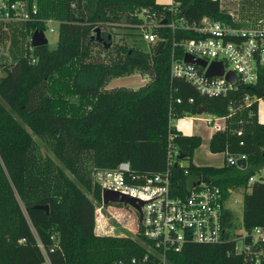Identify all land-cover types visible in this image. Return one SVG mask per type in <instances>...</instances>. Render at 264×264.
<instances>
[{"label": "trees", "instance_id": "trees-1", "mask_svg": "<svg viewBox=\"0 0 264 264\" xmlns=\"http://www.w3.org/2000/svg\"><path fill=\"white\" fill-rule=\"evenodd\" d=\"M141 11L173 23L175 30L160 29L161 40L145 44L134 27L142 23ZM204 20L241 26L221 10L219 0H173L172 5L156 0H67L56 48H33L2 67L0 264H45L37 239L50 264H113L145 255L139 241L95 233V204L102 200L92 176L94 170L114 169L122 162L130 164L133 175L164 173L169 151L176 153L171 167L175 196L188 195L197 187L194 181L217 186L225 196L233 191L242 196L243 227L264 228V183L249 184L264 167V124L258 121V104L244 103L246 96L264 95V89L243 85L225 96L206 97L171 75L172 62L183 55L180 45L198 38L194 29ZM26 25L31 34L44 31L38 19ZM96 29L105 44L92 39ZM114 30L123 31L119 40ZM67 68L66 80L76 95L93 99L81 116L54 110L55 102L65 99L52 96L50 83ZM133 74L146 76L147 83L138 89L108 88L111 81ZM201 108L225 118L224 130L208 142L209 152L245 156V169L192 163L201 139L183 135L171 120L195 116ZM182 161L188 165L181 166ZM226 215L234 229L232 212ZM230 249L227 243L188 244L168 257L169 264H243L241 257L227 256Z\"/></svg>", "mask_w": 264, "mask_h": 264}, {"label": "built area", "instance_id": "built-area-1", "mask_svg": "<svg viewBox=\"0 0 264 264\" xmlns=\"http://www.w3.org/2000/svg\"><path fill=\"white\" fill-rule=\"evenodd\" d=\"M37 15L36 9L26 2L0 0V27L14 21L27 24L36 21ZM139 18L142 23L134 27L147 45H154L161 40L158 30H175L173 23L168 24L155 14L141 11ZM194 32L198 38L184 41L180 45L183 54L181 60L172 62L173 77L184 79L206 97L225 96L243 85L251 88L261 85L264 89V28L236 27L204 20ZM31 36L32 34L21 58L33 49ZM185 55L205 61L207 67L213 62L221 63L223 76L207 78V67L202 69L185 64ZM228 72L235 75L236 83L225 80ZM263 97L264 95L246 96L244 103L258 104L264 102ZM180 102L178 99L177 103ZM189 102L192 103V100ZM200 121L207 127H212L215 132H221L225 128L224 117L207 114V118ZM175 156L176 153L169 151L167 168L164 173L157 175H133L127 162L120 163L114 169L94 170L92 181L100 188L101 200L103 191H111L142 203L140 212L132 210L136 214L138 241L147 252L142 257L113 264H169L168 257L180 253L188 244L220 246L224 243L231 245L227 256L241 257L243 264H264V228L247 230L242 222L241 226L239 222H234V212H239L242 196L230 190L228 196H225L219 187L209 186L201 181L195 183L197 187L188 195L175 196L171 189V167ZM224 156L227 166L237 167L238 160L246 161L245 156ZM256 181L264 183V167L249 178V184ZM104 208L102 206L101 210L104 211ZM227 211L233 214L231 223L234 229L229 227ZM238 228L243 231L239 232ZM19 242L24 243V240ZM37 245L45 257V264H50L45 247L38 239Z\"/></svg>", "mask_w": 264, "mask_h": 264}, {"label": "rangeland", "instance_id": "rangeland-1", "mask_svg": "<svg viewBox=\"0 0 264 264\" xmlns=\"http://www.w3.org/2000/svg\"><path fill=\"white\" fill-rule=\"evenodd\" d=\"M67 0H32V6L37 11V19L43 23L44 35L47 40V46L54 50L58 41V29L61 22L66 19ZM173 0H156L157 4L172 5ZM222 7L231 13L237 14V18L244 21L241 26L246 28H264V0H221ZM27 25L22 21H14L10 24L0 27V76L3 75L2 67L11 64L13 59H20L27 48L26 37L31 35L27 30ZM52 29V32L50 31ZM115 40L123 35V31L114 30ZM142 48L147 46L142 44ZM70 70H62L56 74L51 81L52 96H61L65 101H56L54 105L55 113L63 116H81L85 110H90L92 98L80 97L76 95L74 87L66 80ZM114 81V82H113ZM111 87H126L138 89L147 83V77L144 75L133 74L129 77L113 80ZM187 117V116H186ZM191 119H174L171 124L180 126H194L198 135L201 137V145L194 152L192 163L196 166H210L220 168L225 164L223 154L213 155L209 152L208 141L214 132L212 127H207L200 120L207 118V114L191 116ZM258 119L264 122V102L258 103ZM208 118L211 119L209 116ZM190 119V117H189ZM181 165H187L182 161ZM237 194V193H236ZM242 199L239 203V212H234V222H242ZM229 202H232L231 200ZM102 203L95 204V232L103 236L129 237L138 241L136 235V214L129 207L123 205H109L102 211ZM238 231H243L238 228Z\"/></svg>", "mask_w": 264, "mask_h": 264}, {"label": "water", "instance_id": "water-1", "mask_svg": "<svg viewBox=\"0 0 264 264\" xmlns=\"http://www.w3.org/2000/svg\"><path fill=\"white\" fill-rule=\"evenodd\" d=\"M96 36L92 37V39L96 38L98 42L104 43L103 39L100 37V30L96 29L95 31ZM111 39V36L108 35V40ZM47 45V40L45 38V35L43 31L36 30L33 32L31 36V47L32 48H38L42 46ZM185 64L193 65L195 67H199L202 69H205L207 67V64L205 61L200 60L198 58L192 57L190 55H185L183 59ZM224 74V69L221 63L219 62H213L211 63L205 72V76L207 78H215V77H222ZM225 80L229 83H236L235 75L232 72H228L225 75ZM206 110L201 108L197 111V115L205 114ZM264 153V152H263ZM183 158H178V160H182ZM237 167L239 169H245L246 168V161L244 159H240L237 161ZM102 204L104 207H107L109 205H123L125 207H129L135 211L140 212V208L142 206L141 202H138L134 198H131L129 196H125L119 193L111 192V191H103L102 192ZM39 210H43L45 212H48L47 207H37Z\"/></svg>", "mask_w": 264, "mask_h": 264}, {"label": "crops", "instance_id": "crops-1", "mask_svg": "<svg viewBox=\"0 0 264 264\" xmlns=\"http://www.w3.org/2000/svg\"><path fill=\"white\" fill-rule=\"evenodd\" d=\"M220 1V8H221V10L223 11V12H226V13H229L230 15H231V17L233 18V20L236 22V23H238V24H242L244 21H242V20H240V19H238L237 18V14H233V13H231V12H227L223 7H222V2H221V0H219ZM242 1V0H241ZM246 2H248V0H245ZM243 27V26H242ZM29 38H30V35H28L27 37H26V40L28 41L29 40ZM14 61L16 60V59H13ZM120 80V79H119ZM114 82V81H113ZM112 81L109 83V84H112L113 83ZM117 87V86H116ZM108 88L110 89V88H114V87H111L110 85L108 86ZM181 119H188V120H190V122H191V119L192 120H194V118H192V117H190V119H189V117L187 116V117H183V118H181ZM258 121H259V123H262V124H264V122H261L259 119H258ZM172 125V124H171ZM222 125V124H221ZM173 127L175 128V129H177L178 131H180L183 135H187V136H198V137H200V135H198L199 133H197L196 132V130H195V127L193 126H186V125H180V126H176V125H173ZM215 133V131L212 133V135ZM211 135V136H212ZM211 136H210V138H211ZM200 139H201V137H200ZM210 140V139H209ZM209 142V141H208ZM181 165V164H180ZM187 165H188V162H187ZM187 165H184V167H186ZM181 166H183V165H181ZM196 166V165H195ZM208 167H210V166H208ZM195 183H197V182H199V181H194ZM95 233H97V232H95ZM98 235H100V234H98Z\"/></svg>", "mask_w": 264, "mask_h": 264}]
</instances>
